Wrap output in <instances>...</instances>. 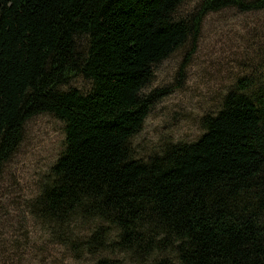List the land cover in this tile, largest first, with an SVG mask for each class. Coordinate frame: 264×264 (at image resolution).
<instances>
[{
	"label": "trees",
	"instance_id": "obj_1",
	"mask_svg": "<svg viewBox=\"0 0 264 264\" xmlns=\"http://www.w3.org/2000/svg\"><path fill=\"white\" fill-rule=\"evenodd\" d=\"M0 0V175L41 114L63 148L26 200L75 264H264V42L194 141L146 159L131 140L166 94L153 66L198 39L204 18L264 0ZM81 77L85 93L69 87ZM68 86L67 88H65Z\"/></svg>",
	"mask_w": 264,
	"mask_h": 264
},
{
	"label": "rangeland",
	"instance_id": "obj_2",
	"mask_svg": "<svg viewBox=\"0 0 264 264\" xmlns=\"http://www.w3.org/2000/svg\"><path fill=\"white\" fill-rule=\"evenodd\" d=\"M198 0H186L178 10H195ZM264 42V11L241 13L228 8L208 14L198 39L153 66L144 93L162 90L141 131L131 140L135 157L146 159L161 141L191 142L202 133L200 119L215 112L234 80L249 72L255 48ZM66 86L65 88H67ZM69 87L85 93L81 77ZM63 123L49 114L30 119L23 140L0 175V264H75L61 247L50 243L45 231L27 214L41 177L63 148ZM91 264V262H84Z\"/></svg>",
	"mask_w": 264,
	"mask_h": 264
}]
</instances>
